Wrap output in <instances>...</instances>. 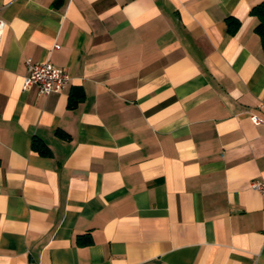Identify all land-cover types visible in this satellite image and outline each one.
<instances>
[{
  "label": "crops",
  "instance_id": "obj_1",
  "mask_svg": "<svg viewBox=\"0 0 264 264\" xmlns=\"http://www.w3.org/2000/svg\"><path fill=\"white\" fill-rule=\"evenodd\" d=\"M261 1L0 0V264H264Z\"/></svg>",
  "mask_w": 264,
  "mask_h": 264
},
{
  "label": "built area",
  "instance_id": "obj_2",
  "mask_svg": "<svg viewBox=\"0 0 264 264\" xmlns=\"http://www.w3.org/2000/svg\"><path fill=\"white\" fill-rule=\"evenodd\" d=\"M6 22L0 18V42L5 29ZM59 45H54L57 48ZM1 65V60H0ZM28 75L24 79L23 87L26 89L31 84H35L38 87V91L41 94H49L51 92L59 91L69 80L68 73L62 69L54 66L51 62H30L28 61ZM250 119L253 123L257 124L261 122L255 114H250ZM250 186L260 192H264V182L252 181ZM251 264H257L252 262Z\"/></svg>",
  "mask_w": 264,
  "mask_h": 264
},
{
  "label": "trees",
  "instance_id": "obj_3",
  "mask_svg": "<svg viewBox=\"0 0 264 264\" xmlns=\"http://www.w3.org/2000/svg\"><path fill=\"white\" fill-rule=\"evenodd\" d=\"M250 14L257 18V23L254 27V31L259 36L261 46L264 51V0L254 5L250 9ZM225 21L229 29H233L239 25L238 20L231 16L226 17ZM82 97H83V92L80 89V87H73L68 96L67 106L69 108L75 107L78 101L82 99ZM58 135H60L63 138L68 137V134L65 133L64 131H58ZM31 147L41 154L48 153V149L45 143L40 138H33L31 142Z\"/></svg>",
  "mask_w": 264,
  "mask_h": 264
}]
</instances>
